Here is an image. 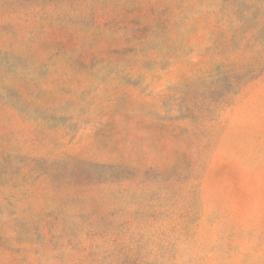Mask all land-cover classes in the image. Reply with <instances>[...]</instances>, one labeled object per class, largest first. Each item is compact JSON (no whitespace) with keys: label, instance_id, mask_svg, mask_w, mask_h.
Here are the masks:
<instances>
[{"label":"rangeland","instance_id":"obj_1","mask_svg":"<svg viewBox=\"0 0 264 264\" xmlns=\"http://www.w3.org/2000/svg\"><path fill=\"white\" fill-rule=\"evenodd\" d=\"M0 264H264V0H0Z\"/></svg>","mask_w":264,"mask_h":264}]
</instances>
